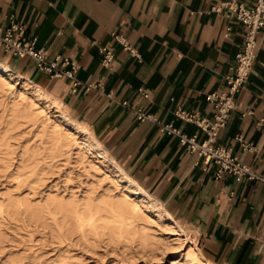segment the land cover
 Listing matches in <instances>:
<instances>
[{
    "label": "crops",
    "instance_id": "crops-1",
    "mask_svg": "<svg viewBox=\"0 0 264 264\" xmlns=\"http://www.w3.org/2000/svg\"><path fill=\"white\" fill-rule=\"evenodd\" d=\"M222 1L0 0V27L13 16L50 60H75L80 83L73 90L71 79L51 78L30 58L1 47L0 62L53 94L55 104L91 132L104 158L153 197L161 215L177 221L203 260L264 264V181L228 173L217 178L213 161L205 163L179 134L163 128L171 124L198 142L207 136L177 111L212 119L208 95L227 90L225 76L242 49L244 24L235 12L212 9ZM112 32L126 37L139 57ZM257 43L252 70L214 144L264 176V28ZM99 46L113 48L111 67L101 63ZM137 108L156 121H140Z\"/></svg>",
    "mask_w": 264,
    "mask_h": 264
},
{
    "label": "rangeland",
    "instance_id": "rangeland-1",
    "mask_svg": "<svg viewBox=\"0 0 264 264\" xmlns=\"http://www.w3.org/2000/svg\"><path fill=\"white\" fill-rule=\"evenodd\" d=\"M61 109L0 74V264H209Z\"/></svg>",
    "mask_w": 264,
    "mask_h": 264
},
{
    "label": "built area",
    "instance_id": "built-area-1",
    "mask_svg": "<svg viewBox=\"0 0 264 264\" xmlns=\"http://www.w3.org/2000/svg\"><path fill=\"white\" fill-rule=\"evenodd\" d=\"M215 11H222L229 16V13L235 12L238 20L244 24V41L242 49L235 55V61L231 67L232 72L225 76L227 90L222 93H211L208 99L214 101L215 112L212 119L207 117H196L193 114L177 111V115L194 122L206 134V138L198 142L195 136H186L180 134L171 124L164 125L170 132L179 134L180 140L186 147L196 152L203 158L205 163L213 161L216 165L215 176L222 177L225 173L233 174L239 177L248 175L250 178H258L264 181L263 175H257L249 166L240 162L237 156L232 155L230 148L223 145L214 144V141L220 131L226 124V120L231 110L236 107L235 94L240 91L246 83L252 70L257 50V35L260 29L264 28V0H254L251 6L246 5L245 0H225L219 5L212 7ZM113 37L124 49L129 50L133 55L138 56L136 49L131 45L122 34L112 32ZM36 37L26 34L25 25L19 24L14 17H10V24L5 29L0 27V47L4 51H11L19 57H27L34 61L36 68L49 77H65L72 80L73 90L80 83L75 74L78 69V63L68 57H60L50 60L47 50L44 47H35ZM99 52L103 54L101 63L106 67H111L114 59V50L112 47L99 46ZM144 96L147 92L140 89ZM123 104H127L123 101ZM137 118L140 121L149 119L156 121V118L142 109L137 108ZM250 113V111H246ZM242 141L241 135L236 137ZM246 146V145H245Z\"/></svg>",
    "mask_w": 264,
    "mask_h": 264
},
{
    "label": "bare ground",
    "instance_id": "bare-ground-1",
    "mask_svg": "<svg viewBox=\"0 0 264 264\" xmlns=\"http://www.w3.org/2000/svg\"><path fill=\"white\" fill-rule=\"evenodd\" d=\"M0 74L4 75L6 78L8 79H22L24 86L28 87L31 89V91H33V93L36 95V97H40L42 99L45 100V103L48 104L50 106V104L55 103L54 101V96L53 94L49 93L46 89H43L41 86H39L37 83H34L28 79L22 78L20 75H18L17 73L13 72L11 69H9L6 65L2 64L0 62ZM3 78V77H2ZM10 85V84H9ZM62 106V105H60ZM65 106V105H64ZM47 107V106H45ZM63 108V107H62ZM62 110V109H61ZM67 110V109H66ZM58 111V110H57ZM68 113V112H67ZM62 118L68 122L69 124H72L75 128V130L77 132H82L83 131V144L91 151H95L96 154H99L102 158H104L103 152L100 151V149H98L97 147V143L93 137V135L91 134V132H89V130L84 129L80 124H75L72 123V121L69 119V117H67L66 115L62 114L61 115ZM73 119V118H72ZM77 121V120H76ZM80 122V121H79ZM78 123V121H77ZM68 125V124H67ZM84 126V125H83ZM74 131V130H73ZM77 142V141H76ZM82 142V141H81ZM76 144V143H75ZM79 145V144H78ZM80 146V145H79ZM83 147V146H81ZM86 148V149H87ZM92 153V152H91ZM98 155V156H99ZM115 168L117 169V171L121 174L122 178H124L127 181V186L128 189L130 190V192L136 196H138L141 200H145L149 206L153 209V211H155L156 213L160 214V209H159V204H156V202L152 199L153 197H150L149 194L143 190L139 184L133 180L131 177H129L119 166H117L115 163H113ZM116 172V170H115ZM118 174V173H117ZM120 178V177H119ZM125 181V182H126ZM138 200V199H137ZM138 206V205H137ZM148 208V207H147ZM161 215V214H160ZM165 216V217H164ZM161 217L166 218V220L168 221L169 224L171 225H176L177 226V230L182 233V229L181 227L175 222V220L173 218H171L168 214L165 215H161ZM159 218V217H158ZM165 220V219H164ZM177 231V232H178ZM193 244V242H192ZM191 245V244H190ZM193 248H194V254L201 256L199 250L197 249V247L193 244ZM193 252V251H192ZM205 259V258H204ZM209 262V261H208Z\"/></svg>",
    "mask_w": 264,
    "mask_h": 264
}]
</instances>
